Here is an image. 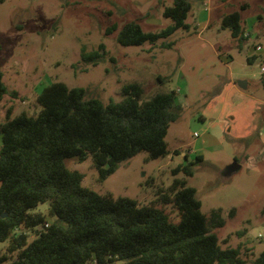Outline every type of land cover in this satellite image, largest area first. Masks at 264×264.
<instances>
[{
    "label": "rangeland",
    "instance_id": "1",
    "mask_svg": "<svg viewBox=\"0 0 264 264\" xmlns=\"http://www.w3.org/2000/svg\"><path fill=\"white\" fill-rule=\"evenodd\" d=\"M189 2L188 29L178 28L154 44L121 45L116 35L126 22L152 32L171 24L163 10L172 0H0V68L8 89L0 101V121L6 114H36L38 93L55 81L82 87L86 98L103 103L119 101L127 83L141 86V100L176 91L181 110L165 136L168 154L150 158L139 151L104 178L90 154L82 161L67 158L66 165L82 173L84 186L140 204L154 201L175 178H184L195 188L203 214L210 217L219 210L223 224L212 228L219 247H239L241 256L251 260L264 250V91L259 83L264 0ZM233 11L248 34L242 39L221 27V17ZM111 25L115 29L107 32ZM100 43L104 49L98 61L83 60L82 53ZM239 80L246 81L245 88L237 85ZM199 154L203 159L193 165L191 176L174 172ZM233 160L241 167L225 176L222 171ZM156 205L178 221L170 204ZM47 208L44 201L31 211L50 221ZM33 236L29 232L27 239ZM7 244L8 239L0 242V256L14 257L16 252H6Z\"/></svg>",
    "mask_w": 264,
    "mask_h": 264
},
{
    "label": "trees",
    "instance_id": "2",
    "mask_svg": "<svg viewBox=\"0 0 264 264\" xmlns=\"http://www.w3.org/2000/svg\"><path fill=\"white\" fill-rule=\"evenodd\" d=\"M189 9V0H172L163 10L171 24L152 32L129 21L118 30L116 41L154 44L178 28L188 29ZM221 27L229 28L234 38L248 35L238 11L224 14ZM114 29L111 25L107 32ZM103 49L100 43L82 58L95 64ZM259 83L264 91V73ZM6 93L0 68V101ZM121 93L119 101L103 103L86 98L82 87L55 81L38 93L36 114H6L0 121V242L8 239L6 252H16L14 257L0 256V264H264V250L250 260L241 256L239 247H219L212 231L223 224L219 210L210 217L203 214L195 188L184 178H175L158 190L154 201L140 204L84 186L82 173L67 167V158L82 161L90 154L104 178L119 161L139 151L150 158L168 154L165 136L181 110L176 91L141 100V86L127 83ZM202 159L196 155L174 172L191 176L193 165ZM44 201L50 221L44 213L31 211ZM157 203L170 204L178 221Z\"/></svg>",
    "mask_w": 264,
    "mask_h": 264
},
{
    "label": "water",
    "instance_id": "3",
    "mask_svg": "<svg viewBox=\"0 0 264 264\" xmlns=\"http://www.w3.org/2000/svg\"><path fill=\"white\" fill-rule=\"evenodd\" d=\"M237 85L240 88H245L246 87V81L245 80H239L237 82ZM240 168L239 163L237 162V160H233L231 163H229L228 165H226L222 171V173L225 176H229L231 175V173H233L234 171H237ZM2 216H5V213L2 214Z\"/></svg>",
    "mask_w": 264,
    "mask_h": 264
},
{
    "label": "built area",
    "instance_id": "4",
    "mask_svg": "<svg viewBox=\"0 0 264 264\" xmlns=\"http://www.w3.org/2000/svg\"><path fill=\"white\" fill-rule=\"evenodd\" d=\"M246 34H247V33H245L244 35H246ZM255 49H256V50H259V49H260V45H259V44L255 45ZM260 73H261V74L264 73V63L260 66ZM193 135L196 136L197 133L194 132ZM46 225H47V224H46Z\"/></svg>",
    "mask_w": 264,
    "mask_h": 264
},
{
    "label": "crops",
    "instance_id": "5",
    "mask_svg": "<svg viewBox=\"0 0 264 264\" xmlns=\"http://www.w3.org/2000/svg\"><path fill=\"white\" fill-rule=\"evenodd\" d=\"M208 20V17H206V21ZM247 85V84H246ZM261 152H264V145H262V147H261ZM182 155L184 156L185 154H183V152H182ZM241 167V166H240Z\"/></svg>",
    "mask_w": 264,
    "mask_h": 264
}]
</instances>
